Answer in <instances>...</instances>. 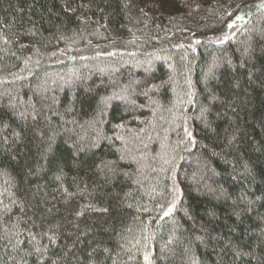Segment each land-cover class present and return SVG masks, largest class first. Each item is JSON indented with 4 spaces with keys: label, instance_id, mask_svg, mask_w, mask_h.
<instances>
[{
    "label": "trees",
    "instance_id": "trees-1",
    "mask_svg": "<svg viewBox=\"0 0 264 264\" xmlns=\"http://www.w3.org/2000/svg\"><path fill=\"white\" fill-rule=\"evenodd\" d=\"M0 264H264V0H0Z\"/></svg>",
    "mask_w": 264,
    "mask_h": 264
}]
</instances>
